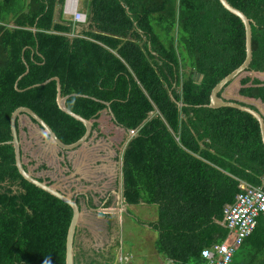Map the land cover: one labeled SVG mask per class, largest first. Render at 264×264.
Masks as SVG:
<instances>
[{
    "label": "trees",
    "instance_id": "16d2710c",
    "mask_svg": "<svg viewBox=\"0 0 264 264\" xmlns=\"http://www.w3.org/2000/svg\"><path fill=\"white\" fill-rule=\"evenodd\" d=\"M64 1L0 0V264H66L73 210L20 175L8 144L20 107L67 145L85 135L60 110L56 82L29 89L55 77L63 97H90L66 105L122 154L125 202L157 206L158 251L204 264L202 251L218 243L197 233L223 222L241 184L264 190L258 121L207 107L214 88L246 60L244 24L219 0H90L82 26L64 19ZM228 2L254 22L253 61L219 96L264 117V0ZM25 62L30 70L19 81ZM17 131L24 168L52 185L35 173L57 169L53 140L27 114ZM216 228L224 242L226 225ZM75 263L82 264L77 256ZM232 264H264V214Z\"/></svg>",
    "mask_w": 264,
    "mask_h": 264
},
{
    "label": "crops",
    "instance_id": "0c3cea01",
    "mask_svg": "<svg viewBox=\"0 0 264 264\" xmlns=\"http://www.w3.org/2000/svg\"><path fill=\"white\" fill-rule=\"evenodd\" d=\"M51 152L53 157V146ZM66 159L71 166L67 178L72 176V181L78 179L82 187L78 191L87 195L79 197L82 211L75 247L80 263L118 264L117 256L121 250L130 255L131 260L125 264H194L189 260L170 258L158 251V233L151 227L159 219L158 208L146 203L129 205L125 202L122 154H118L106 139L94 134L88 143ZM53 160L56 162L54 157ZM64 166L66 162L61 164L62 168ZM91 202L94 207L90 206ZM99 208L120 212L100 213L93 210ZM217 225H225L224 220L220 224L216 222L215 227L210 226L213 231L206 228L197 234L221 243L222 234Z\"/></svg>",
    "mask_w": 264,
    "mask_h": 264
},
{
    "label": "water",
    "instance_id": "95a60500",
    "mask_svg": "<svg viewBox=\"0 0 264 264\" xmlns=\"http://www.w3.org/2000/svg\"><path fill=\"white\" fill-rule=\"evenodd\" d=\"M221 5L225 10H227L229 13L232 15L236 16L239 18L242 23L245 26L246 30V60L245 62L234 72L229 74L226 78H224L212 91L211 94V101L210 104L207 106L210 109H221V108H233L237 109L239 111L245 112L253 116L259 123L260 128H261V135H262V140L264 144V117L257 111L251 109L250 107L241 105L239 103L231 102V101H226L223 98H221L219 95L222 93V91L225 89V87L234 81L238 76H240L242 73H244L246 70L249 69L252 61H253V21L249 19L243 12L240 10L236 9L233 7L228 0H219ZM27 71L26 73L20 77L19 81L29 73V66L25 62ZM194 78L198 82H202L203 76L196 74ZM56 82L57 83V91H58V96H57V103L62 112L65 114L71 116L78 122H81L85 128H86V133L85 135L76 143L67 145L63 143L58 136L55 134V132L52 130V128L40 117L38 116L33 110L27 108V107H20L18 108L11 117V133H12V138L13 140L9 142L8 144L13 145L14 151H15V161H16V167L20 173V175L30 184L34 185L35 187L41 189L42 191L52 195L53 197L61 200L68 206H70L73 210V219L71 221V225L68 231V236H67V253H66V264H76L75 263V256H76V234L78 230V226L80 223V218H81V203L79 201V197L85 196L84 193H76L74 196L67 195L63 193L62 191L58 190L55 188L53 185H49L47 182H42L38 178L34 177L30 172H27L26 169L24 168L23 162H22V155H21V145L20 141L18 138V131H17V119L21 114H27L31 118H33L51 137L53 140V146H56L58 149L62 150L63 152H73L78 149H80L82 146H84L86 143L90 141V139L93 137L94 134H97L93 130V123L88 121L87 119L83 118L82 116L72 112L66 105L68 99L72 96H81L85 98H90L88 96H82V95H71L68 97H63L62 96V85L61 81L59 78L55 77L52 78L48 81H46L43 84L35 85L29 89L37 88V87H42L46 86L51 82ZM16 90L20 91L18 88V83H16ZM94 101L97 102H102L96 98H91ZM103 103V102H102ZM108 107H110L109 103H104ZM182 106L181 104H179ZM130 135L133 136L135 135V131H130ZM88 200V199H87ZM94 211H98L100 213L103 212H120V210L117 209H111V208H99V209H93ZM127 213V211H125Z\"/></svg>",
    "mask_w": 264,
    "mask_h": 264
},
{
    "label": "built area",
    "instance_id": "2783aa9c",
    "mask_svg": "<svg viewBox=\"0 0 264 264\" xmlns=\"http://www.w3.org/2000/svg\"><path fill=\"white\" fill-rule=\"evenodd\" d=\"M63 14L75 24L88 23L87 15L80 9V0H65ZM240 188L242 192L237 196L235 204L224 209L228 236L224 242L213 244L202 251L204 264H232L238 248L253 234L258 218L264 214V190L246 183L241 184ZM130 260V255L119 251L118 264H125Z\"/></svg>",
    "mask_w": 264,
    "mask_h": 264
},
{
    "label": "rangeland",
    "instance_id": "374dc122",
    "mask_svg": "<svg viewBox=\"0 0 264 264\" xmlns=\"http://www.w3.org/2000/svg\"><path fill=\"white\" fill-rule=\"evenodd\" d=\"M90 0H80V6L81 9L84 13H88V4H89ZM64 19L66 21H72L70 18H66L64 17ZM82 30V27L79 28V31ZM71 157L72 156V152H63L62 150L58 149L56 146H53V157L55 159V163L57 165V169H54L53 171L50 172H40V173H35V176L39 177V178H43V179H49L52 183V185L57 188L58 190L62 191L63 193L70 195V196H74L77 192H79L78 188H82L80 187L79 183H78V179L72 181V176L71 178H67V175L70 174V172H68V169L66 166H68V164H70V162H68V160L66 159V157ZM65 158V162L67 163L66 166H64V168L61 167L62 163H65L63 160ZM86 186V183H85ZM99 206H101V203H99Z\"/></svg>",
    "mask_w": 264,
    "mask_h": 264
},
{
    "label": "clouds",
    "instance_id": "9594fccd",
    "mask_svg": "<svg viewBox=\"0 0 264 264\" xmlns=\"http://www.w3.org/2000/svg\"><path fill=\"white\" fill-rule=\"evenodd\" d=\"M80 9H81V6H80ZM81 11H82V9H81ZM83 12V11H82ZM86 15H87V13H85ZM64 17H66V16H64ZM66 18H69V17H66ZM87 18H88V16H87ZM71 19V18H70ZM72 20V19H71ZM73 22V21H72ZM74 23V22H73ZM75 24V23H74ZM88 24V23H87ZM86 24V25H87ZM77 25H82L83 26V24H77Z\"/></svg>",
    "mask_w": 264,
    "mask_h": 264
}]
</instances>
